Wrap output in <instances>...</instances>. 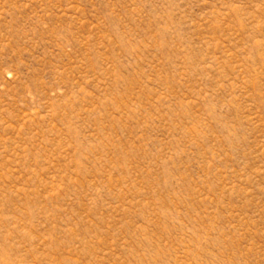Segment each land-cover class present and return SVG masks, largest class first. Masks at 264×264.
<instances>
[{"label":"rangeland","instance_id":"rangeland-1","mask_svg":"<svg viewBox=\"0 0 264 264\" xmlns=\"http://www.w3.org/2000/svg\"><path fill=\"white\" fill-rule=\"evenodd\" d=\"M0 264H264V0H0Z\"/></svg>","mask_w":264,"mask_h":264}]
</instances>
